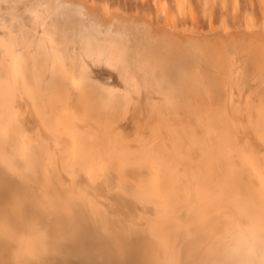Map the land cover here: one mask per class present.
Wrapping results in <instances>:
<instances>
[{"label":"bare ground","instance_id":"1","mask_svg":"<svg viewBox=\"0 0 264 264\" xmlns=\"http://www.w3.org/2000/svg\"><path fill=\"white\" fill-rule=\"evenodd\" d=\"M159 11L0 2V264H264V25Z\"/></svg>","mask_w":264,"mask_h":264},{"label":"rangeland","instance_id":"2","mask_svg":"<svg viewBox=\"0 0 264 264\" xmlns=\"http://www.w3.org/2000/svg\"><path fill=\"white\" fill-rule=\"evenodd\" d=\"M109 8L138 11L161 20L165 9L168 20L179 28L204 29L220 24L235 27L243 23L264 25V0H90ZM112 204H116L115 202ZM176 240V237L174 238ZM178 242V239H177Z\"/></svg>","mask_w":264,"mask_h":264},{"label":"snow or ice","instance_id":"3","mask_svg":"<svg viewBox=\"0 0 264 264\" xmlns=\"http://www.w3.org/2000/svg\"><path fill=\"white\" fill-rule=\"evenodd\" d=\"M0 2H2V0H0ZM90 83L94 91L99 92L101 94H104L107 92V89H105L102 84L98 82H90Z\"/></svg>","mask_w":264,"mask_h":264},{"label":"clouds","instance_id":"4","mask_svg":"<svg viewBox=\"0 0 264 264\" xmlns=\"http://www.w3.org/2000/svg\"><path fill=\"white\" fill-rule=\"evenodd\" d=\"M261 244H262V246H264V236H262ZM231 264H249V262H247V261H232L231 260Z\"/></svg>","mask_w":264,"mask_h":264}]
</instances>
